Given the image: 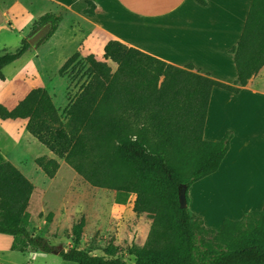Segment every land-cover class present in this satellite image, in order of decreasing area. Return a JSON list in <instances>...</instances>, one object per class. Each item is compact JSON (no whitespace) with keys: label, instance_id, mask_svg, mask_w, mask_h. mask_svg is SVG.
Segmentation results:
<instances>
[{"label":"trees","instance_id":"16d2710c","mask_svg":"<svg viewBox=\"0 0 264 264\" xmlns=\"http://www.w3.org/2000/svg\"><path fill=\"white\" fill-rule=\"evenodd\" d=\"M205 4V0H196ZM88 12L91 13V11ZM58 21L45 13L39 23ZM30 47L23 38L13 51L0 50L3 68ZM236 84L219 82L174 66L118 40L104 46L103 58L85 56L88 80L59 114L44 87L32 88L11 110L0 104V118H27L26 130L92 186L135 194L132 211L150 219L143 245H132L134 261L91 254L69 247L59 251L77 264H264V205L240 219L224 218L216 230L188 208L187 189L215 172L229 149L227 131L205 140L203 128L212 87L237 93L264 66V0H251L241 36L233 48ZM73 53L59 68L65 75L79 62ZM48 177L58 164L43 163ZM186 187L181 208L179 187ZM34 186L9 161L0 163V233L13 237L11 249L51 252L45 239L30 231L28 202ZM51 213L47 215L50 219ZM83 218L72 226L81 238Z\"/></svg>","mask_w":264,"mask_h":264},{"label":"crops","instance_id":"0c3cea01","mask_svg":"<svg viewBox=\"0 0 264 264\" xmlns=\"http://www.w3.org/2000/svg\"><path fill=\"white\" fill-rule=\"evenodd\" d=\"M250 2L205 0L202 5L196 0H0V37L9 30L20 45L21 39L32 34L26 37L25 28L39 15L50 13L45 8L56 5L88 24L77 44L79 56L93 54L96 60L107 62L112 71L116 64L103 58L104 46L109 40H118L177 67L190 63L195 72L237 86L233 48L241 36ZM88 9H92L91 13ZM9 42L0 39V50H7ZM28 49L13 62L26 53L29 56L0 80V104L8 110L32 88L41 86L48 91L35 54ZM67 55L69 51L63 63L70 57ZM26 123L27 118H0V163L9 161L34 183L30 173L37 175L36 169L42 178H50L38 159L43 163L54 159L58 164L55 178L67 163L30 134ZM227 131L232 134L229 149L218 169L187 189H191L188 207L207 227L216 230L224 218L240 219L264 205V66L237 93L212 87L203 138L218 140ZM33 186L27 206L30 218L28 208L33 200L39 192L43 196L47 191ZM123 194L125 200L120 204L131 201L133 207L135 194ZM147 234L148 228L142 237L133 232L130 242L143 245ZM12 241L11 235L0 233V264H14L6 257L16 251L11 249ZM27 252L34 251L22 253Z\"/></svg>","mask_w":264,"mask_h":264},{"label":"rangeland","instance_id":"374dc122","mask_svg":"<svg viewBox=\"0 0 264 264\" xmlns=\"http://www.w3.org/2000/svg\"><path fill=\"white\" fill-rule=\"evenodd\" d=\"M45 10L58 17L55 29L37 47L30 46L28 50L35 54L37 66L43 72L48 91L65 121L62 111L67 106V101L72 99L79 92L82 84L88 80L85 72L88 63L85 61V56L80 55L77 65L73 69L69 68L65 75H59L58 70L63 64L62 59L66 52L69 51L71 56L78 51L77 44L81 42L82 33L88 29L86 27L88 24L60 6L52 5ZM40 16L25 28L26 37L48 22L39 23ZM69 36L71 38L73 36L74 39H70ZM3 38L8 42L12 39V43L7 44L8 51H13L19 46V41L13 39L15 36L9 30L1 35L0 39ZM49 45L50 49H48ZM28 56L29 54L26 53L16 62L7 65L3 69L4 74L10 75L14 67ZM36 172L37 175L30 173L35 180L32 183L38 189L47 191L43 196L39 192L40 195L35 197L28 208L31 212L30 230L33 236L39 235L52 248L61 245L59 250L75 247L85 249L91 254L117 256L128 263L134 261L130 249L135 243L130 242L131 234L135 232L142 237L147 228L149 231L150 219L145 213H133L131 201L128 205L120 204L125 200L123 194L125 192L92 186L68 164L62 165L60 174L55 175V178L54 176L42 178L37 169ZM190 190L187 192L188 199ZM48 213H51L49 220L46 217ZM82 218L84 224L81 238L74 240L72 226ZM36 228L39 231H36ZM7 254L6 257L14 264H77L64 260L59 254L40 250L27 253L12 251Z\"/></svg>","mask_w":264,"mask_h":264},{"label":"water","instance_id":"95a60500","mask_svg":"<svg viewBox=\"0 0 264 264\" xmlns=\"http://www.w3.org/2000/svg\"><path fill=\"white\" fill-rule=\"evenodd\" d=\"M51 30V23L46 22L43 25L39 26L28 38L27 41L29 42L30 45L36 46L40 41H42L49 31ZM178 200H179V205L181 208H185L187 206V201H186V187L182 186L179 187L178 189ZM61 245H59L57 248H52L51 252L58 254L59 253V248Z\"/></svg>","mask_w":264,"mask_h":264}]
</instances>
